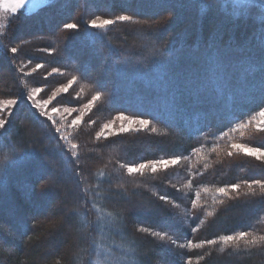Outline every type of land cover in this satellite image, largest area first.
Segmentation results:
<instances>
[{
    "label": "trees",
    "instance_id": "1",
    "mask_svg": "<svg viewBox=\"0 0 264 264\" xmlns=\"http://www.w3.org/2000/svg\"><path fill=\"white\" fill-rule=\"evenodd\" d=\"M121 14L132 15L133 22L101 36L82 25L94 15ZM38 19L42 30L32 31L40 36L16 43L17 31ZM69 22L82 30H64ZM27 41L32 52L24 47ZM2 44L0 70L12 76L0 84V93L9 97L20 89L22 77L13 68L41 64L75 76L92 95L99 91L102 114L149 119L156 129L84 145L73 157L47 122L20 102L0 133L3 264H116L119 257V264H264V241H220L242 231L264 236V192L225 198L217 191L264 180V162L223 154L240 141L232 129L264 108L262 72L245 71L249 62L264 61V11L238 9L227 0H59L13 19ZM6 47L18 48L15 59ZM212 51L240 86L219 94L205 78L204 54ZM146 142L150 152L130 153ZM242 143L264 147V133ZM173 157L188 167L185 184L177 187L165 183L166 174L129 176L120 167ZM129 200L145 206L141 214ZM208 240L217 242L179 247Z\"/></svg>",
    "mask_w": 264,
    "mask_h": 264
},
{
    "label": "snow or ice",
    "instance_id": "2",
    "mask_svg": "<svg viewBox=\"0 0 264 264\" xmlns=\"http://www.w3.org/2000/svg\"><path fill=\"white\" fill-rule=\"evenodd\" d=\"M49 0H40L39 3H34V0H0V9L4 12H11L16 14L20 9L25 8V5H29L28 11L32 12L36 8L40 7L44 3H48ZM238 3H243L244 0H237ZM249 3L252 7H256L257 4H264V0H249ZM264 11V9H262ZM134 17L130 14H121L116 15L114 18H105L102 15H94L93 18L88 19L84 23V30L87 29H95V30H104L106 31L111 26L117 23H132ZM63 29L70 33H79L81 29L80 23H65L63 24ZM90 35H94V33H90ZM6 51H10L13 56L12 59L16 58V53L18 52L17 47H11L8 49L6 47ZM205 78L209 81H212L215 84L216 91L219 94H223L225 91L236 88L240 86L241 82L235 81L232 77V74L229 71V64L222 58L219 52H205ZM43 65L37 64L35 68L32 69V72L42 68ZM260 70L262 72L261 79L259 82V88L261 92H264V61H261L259 64L255 62H249V66L245 69V71L255 72ZM59 69L53 68L52 72L48 73V75H52L54 73H58ZM62 74V73H61ZM25 75H30V73H26ZM76 82V77L73 76L71 80L68 81L67 85L57 88L55 91L51 92V95H48L45 90L41 87H33L31 91L27 94V101L31 102V107L38 110L40 116L45 117L47 121H51L53 125L57 124V121L53 118L54 113L60 112V109L52 106L49 111V106L53 105V101H57V97L61 93H67L69 88ZM41 93H44L47 98L41 97ZM24 94L21 93V98H23ZM40 97V98H38ZM101 100V93L98 91L95 95L91 97L90 100L84 105V108L88 111H91L93 106L97 101ZM18 105V98H8V99H0V129H6V125L10 123V117L13 115V112ZM75 108H64V112L71 115L75 112ZM84 112H81L79 115L75 117V119L71 120L69 124L66 125L67 128L79 129L82 125ZM116 120L121 121V125L118 131L113 129V124L115 120L110 121L109 123H104L99 131L95 132V139L100 141L101 139H107L109 136L118 135L120 133H127L130 131H142L147 130L150 127V120L144 118H137L133 115H125L121 113L120 115L115 117ZM126 122V123H125ZM91 123H95V121H91ZM134 125H138L139 127H133ZM65 125L61 124L55 127L56 133H61L59 139L67 141L70 144V151L73 157H78V153L76 149L78 145L76 143H72L69 135H63L62 130ZM249 127H254L257 133H264V108H261L259 112L251 117L244 123L237 124L232 131H236L238 129H247ZM152 132H155V128H151ZM243 135V133H242ZM230 150L227 152L229 157L234 154H243L248 157H253L258 161L264 162V147H253L249 146L246 143H232L230 146ZM180 163V157H173L170 159H158L152 160L149 162H140V163H130V164H121L120 167L126 168L127 174L129 176L133 175H143L145 169H151V173L155 174L158 171L164 170L167 171L169 167H174ZM247 185L248 189L252 190L251 194H255L253 189V185L259 187V189L264 192V180H252L244 181ZM240 189V184H232L226 187H220L217 189L218 193L229 196L230 192H238ZM248 194V193H246ZM231 198V197H229ZM161 201L168 202V198L164 195L159 196ZM193 205L195 206V201H193ZM209 216L212 215L211 212L207 213ZM143 231H148L147 229H143ZM195 231V229L193 230ZM153 236L159 237L161 241H164L167 238V233L161 234L160 232H153ZM248 236L247 232H239L236 235H224L220 237V241L225 245L229 244V242L242 240ZM260 241H264V236H260L259 238L253 237L247 242L249 244H257ZM217 241L216 240H208L201 242L200 244H193L191 241H188L187 244H180L179 247L183 248H201L204 244L213 245ZM172 244H175L176 241L172 240ZM186 264H191V261L188 260Z\"/></svg>",
    "mask_w": 264,
    "mask_h": 264
},
{
    "label": "rangeland",
    "instance_id": "3",
    "mask_svg": "<svg viewBox=\"0 0 264 264\" xmlns=\"http://www.w3.org/2000/svg\"><path fill=\"white\" fill-rule=\"evenodd\" d=\"M57 1H59V0H49L48 3L42 4L40 7L36 8L32 12L28 11L29 5H25V8L20 9L16 14L11 13L10 11L4 12L2 9H0V49H2L3 40L5 39V35L7 33V30H8L13 19H15L16 17H21V16H31V15H33V14H35L41 10H44L45 8H47L49 6H51L52 4L56 3ZM227 1L236 5V8H238V9H240L242 6L251 7L249 0H244L243 3H238L237 0H227ZM39 2H40V0H34V3H39ZM257 6L261 10L264 9V4H257ZM89 9L92 12V8H89ZM55 14H57V13H54V15ZM41 19H43V21H45L44 24H46V25L49 22L48 21L49 19L47 20L46 17H43ZM41 19L34 21L32 23V25L31 24L25 25L22 29H19L17 32H19V31L20 32L17 35L15 42L17 43V42H21L23 40L24 41L25 40L33 41V39L35 37L40 36V33L39 32H33L32 28L37 27L40 30L41 28L39 26H36V25H38L39 23L42 22ZM84 23H85V20L82 21L83 27H84ZM118 24H120V23H117V24L111 26L109 29L115 27ZM109 29H107V30H109ZM87 31L94 33L98 36H101L106 32L104 30H95V29H90V28L87 29ZM137 38L139 39L138 36H137ZM31 41H27L24 45V47H26L27 52H32V50H31L32 42ZM142 41H145V40L142 39ZM35 67H36V65H31V64L25 63V65H18V67L13 68V70L17 74V77H18V75L22 77L21 80H18L19 81L18 85H19L20 89L17 92H12V93L10 92L9 97L6 95L7 93H3V94L0 93V99L18 98V105L20 104V102L25 101L31 107V102L27 101L26 97H27V94L31 91V89L33 87H41L45 90V92L48 95H51L52 91H55L57 88H60L62 86L67 85L68 81L71 80L68 77L64 76V74H61L59 72L54 73V74L49 76L48 73L52 72V70H49L46 67H42V68L36 70L35 72H32V69ZM4 69L5 68L2 67L0 70V84L3 83V81L5 79L11 78V76H12V75H10V73H6L4 71ZM26 73H30V75H25ZM45 82H47V83H45ZM45 84L47 85V87H45V86L43 87V85H45ZM21 93L24 94L23 98H21ZM40 95L43 98H47V96H45L44 93H41ZM92 96L93 95L90 93V90L85 85L80 84L78 82H75L69 88L67 93H61L57 97V101H53V105L49 106V111H50L52 106H55V107L60 109V112L53 114V118L57 121L56 125H53L51 123V121H47V119L45 117L40 116L38 113V110L31 107L36 112V114H38L42 118V120L47 122L48 129L51 130L57 136V139L62 144L63 148L66 150L68 155H71L70 144L67 141L59 139L61 133L55 132V127L58 125H61V124L65 125L64 129L62 130V134L63 135H69L70 134L71 142L76 143L78 145V148L76 149V151L84 145L105 141L107 139L114 138V137L125 136V135H136V134H146L147 135V134H153L154 133L151 131V128H154V127L150 124V127L147 130H142L139 132L130 131L127 133H120L118 135L109 136L107 139H101L100 141H97L95 139V132L99 131L104 123H109L110 121L115 120V122L113 124V129L118 131V129L121 125V121L115 119V117L118 115L107 116L106 114L105 115L102 114L101 110L99 108L100 100L96 102V104L93 106L91 111H88L87 109H85L84 105L88 102V100L91 99ZM38 98H40V97H38ZM17 106H16V108H17ZM64 108H75L76 111L73 112L71 115H69V114L64 112ZM81 112H84L85 114L83 116V121H82V125L80 126V128L79 129L67 128L66 125L69 124L71 122V120L75 119V117L77 115H79ZM91 121H95V123L93 124V123H91ZM133 127L135 128V127H139V126L134 125ZM2 131H3V129H0V133ZM234 133H236L234 135L235 137L238 136L237 140H240V141H237L238 143H242V140H244V139H252V138H255L256 136L261 134V133H257L255 131L254 127H249L247 129H238V130L234 131ZM242 133H243V135H242ZM235 137H232V139H235ZM135 148L136 149H133V151H130V153L136 152V154L140 155L144 152H150L151 151L148 148V142L144 143V145L135 146ZM230 150H232V149L229 148L228 150L223 151L224 156H228L227 152ZM117 151H118V149L115 148V149L111 150V153H116ZM232 151H234V150H232ZM233 156L245 157V158H250V159H253L255 161H258L253 157H248V156H245L243 154H234ZM259 162H261V161H259ZM187 170H188L187 164L184 161H180V163L178 165H176L174 167H169V169L167 171L161 170V171H158L157 173L153 174V173H151V169L149 168V169H145L144 174H151V175H162V174L165 175L166 174L167 177H166L165 183H167V185L169 184L171 186L177 187L179 185L185 184L183 177H186ZM123 172L126 175H128L126 168H123ZM59 178H60V176H59ZM253 189H254V191H261L259 189V187L255 186V185H253ZM251 191L252 190L248 189L246 184H241L238 192H230L229 196H224L220 193H219V195L222 197H225V198H229V197L234 198V197L240 196L244 193L251 192ZM74 194L75 193L72 192V193H69L68 196L73 197ZM128 202L133 207L136 215L141 214L142 210L145 207V206L143 207L142 204L138 201L129 200ZM151 212H153V210H151ZM3 213H4V211L2 210L0 213V224L3 222V217H2ZM66 222H67V227H68V225H69L68 221H64L63 223H66ZM159 225H163V223H159ZM99 227L100 228H107V226L105 224L102 225L101 223H100ZM253 237L259 238L258 236L254 235V234H248V236L242 240H236V241H232L229 243H239V242H243V241H248ZM8 252H10V251H8ZM120 262H123L122 257H119L116 260H114V263H116V264H119ZM3 263H4V259H1L0 264H3ZM100 264H103V263L100 262Z\"/></svg>",
    "mask_w": 264,
    "mask_h": 264
}]
</instances>
